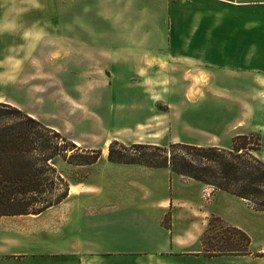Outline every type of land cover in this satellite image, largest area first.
I'll list each match as a JSON object with an SVG mask.
<instances>
[{"label": "crops", "instance_id": "0c3cea01", "mask_svg": "<svg viewBox=\"0 0 264 264\" xmlns=\"http://www.w3.org/2000/svg\"><path fill=\"white\" fill-rule=\"evenodd\" d=\"M123 1L127 3L125 8L128 11L125 20H130L124 31L109 21L107 26H101L92 11L84 16L77 11L70 15L61 12L59 24L53 25L55 22L51 20V13L17 0V6L29 8L19 19L23 27L37 24L43 29V34L58 33L61 38L58 57L52 52L55 47H52L50 37L37 38L35 42L19 39L17 44L21 50L37 53H33L31 58L15 57V61H22V66L39 65L41 62L58 63L60 66L89 65L92 68L82 76L84 82L74 85L76 98H81L84 91L87 95H96L102 88L99 84L84 87L87 82L105 83L113 90V95L119 97L123 92L126 95L127 92H134L131 83L136 81L143 89V96L153 97L158 86L172 92L167 83L191 81L196 71H200L214 85L221 83L214 90L206 89L205 96L251 97L252 132L261 140L256 157L264 162V0ZM11 6L6 0H0V17ZM23 27L14 34L22 35ZM127 31L160 35L161 41L155 44L142 41L125 44L119 49L108 42L107 48L101 47L100 34ZM5 34L9 33L0 34V103L20 109L18 102L4 100ZM68 35L75 37L69 38ZM91 37L97 38L98 42H92ZM105 49H117L121 53H107L105 63L100 52ZM103 67L106 70H102ZM74 80L77 82L76 77ZM228 81H234L236 86L229 87L226 84ZM247 82L250 84L246 88L241 86ZM191 88L189 86L182 95L187 106L190 105L189 99L196 97L195 90ZM126 97L121 96L120 101L125 103ZM113 106L119 109L122 105L115 102ZM188 112H192L189 107ZM138 171L143 177L132 176L131 180L120 185L121 191L123 187L124 193H127L126 200L144 203L141 206L144 210L134 215V223L139 224V229H131L124 236L114 235L110 231L114 221L99 222L97 214L91 213L83 216L82 205L85 202L76 206L80 220L74 218L75 214L70 221L64 218V223L61 218H44L72 200L94 194V188L79 182L70 188L69 196L63 203L39 216L0 217V264H184L191 260L203 264L226 261L236 264L248 259L249 256L206 258L202 254V238L211 215L249 234L245 227L230 220L223 212V207L231 205L237 208L239 203L253 214L245 201L217 191L210 196L208 205H203L201 196L207 185L193 180L184 181L187 179L167 169ZM163 190L169 191L168 196L156 198L155 194H151ZM149 209L155 210L149 212L157 216H150L147 213ZM167 215H171V221L165 228L163 222ZM101 227L107 228L108 232H102Z\"/></svg>", "mask_w": 264, "mask_h": 264}, {"label": "rangeland", "instance_id": "374dc122", "mask_svg": "<svg viewBox=\"0 0 264 264\" xmlns=\"http://www.w3.org/2000/svg\"><path fill=\"white\" fill-rule=\"evenodd\" d=\"M38 3L40 7L36 8L37 10L51 13L53 16L51 20L55 22L53 25L59 24L61 12L70 15L75 11L80 16L92 11L97 15L101 26H107L109 21L119 27L117 29L123 31L124 26L130 23L129 19L125 20V14L128 11L125 8L127 3L125 4L123 0H38ZM4 36L5 87L3 95L5 102L7 99L18 102L20 110L33 116L44 125L54 128L65 139L75 143L81 149L76 152V156L89 157L84 151L101 153L98 162L91 166L75 167L64 161H58V172L61 173L70 188L79 182H84L95 191L91 196L72 200L68 205L47 214L44 218L51 220L61 218L64 223V218L70 221L72 215L75 214L74 218L80 220L77 203L85 202L82 205L83 216L91 213L97 214L96 218L99 222L114 221V225L110 227L112 228L110 231L114 232V235L124 236L127 231L140 228L139 224L134 223V215L137 211L144 210V207H141L144 206V203L140 201L130 203L126 200L127 193H124L123 187L121 191L120 183L131 180L132 176L141 177L142 173L138 170L142 169L145 172L146 168L110 163L108 148L113 141H118L125 146L131 145L130 142L162 147H168L173 143H184L199 147L229 149L232 147L234 138L240 135L252 136L254 139L260 140V137L252 132L251 97L233 99L222 96H205L206 89L213 88L214 90L221 83L214 85L205 79L204 74L200 71H196L195 77L190 78L191 81L167 83V88H171L172 92L164 91L158 86L153 97L143 96V89L136 81L131 83L134 92L127 90L130 91L127 92V95L124 92L121 93V96H127L125 103L120 101L121 96L113 95V90L107 84H100V82H87L84 86L88 88L93 84H99L102 88L96 95H87V91H84L81 98H76L73 92L74 85L82 84L84 82L82 76L87 74L92 67L89 65L84 67L80 65L60 66L58 63L43 64L41 62L39 65L24 64L18 71L15 57L31 58L32 54H36L37 51L21 50L17 43H19V39L22 40V35L5 34ZM68 36L69 38L75 37V35ZM43 37H50V43L53 48L55 47L52 52H55V57H58L61 35L52 33L43 34ZM92 37V42H98L97 38ZM99 37L101 47L107 48L110 44L116 45L117 49L125 44L141 41L152 44L161 41L160 35L136 34L129 33V31L117 32L112 35L100 34ZM117 49L101 50V56H104L103 62L104 60L105 63L107 62V53H121ZM9 58L12 61H9ZM102 70H106V68L103 67ZM75 77L77 82L74 80ZM127 84L125 83V85ZM226 84L232 88L236 86L234 81H228ZM249 84L250 82H247L241 86L246 88ZM189 86L195 90L196 97L190 98V105L187 106V101L182 95ZM115 102L122 106L119 109L114 107L113 103ZM188 107L192 112H188ZM244 112L248 114L244 115ZM188 121L189 123H187ZM250 142L253 143L254 140L248 143ZM72 154L70 153V155ZM253 154L257 156V152ZM161 180L165 183L162 177ZM188 180L190 179L184 181ZM217 191L219 190L206 186L201 196L203 205H208L210 196ZM168 192L163 190L151 194H155L157 198L163 195L168 196ZM247 205L253 214L247 212L246 208L243 206L242 208L239 203H237V208L231 205L223 207L224 214L233 222L245 227L249 234L244 232L251 239L248 259L236 264H264V212L257 211L248 203ZM149 211L154 212L155 210H147V213L150 214ZM150 216H157V214L151 213ZM213 217L219 218L213 215L209 216L207 229L209 221ZM170 221L171 215H167L163 222L165 228L170 224ZM222 221L227 224L224 220ZM177 228L178 226H176ZM101 229L102 232H108L107 228L101 227ZM204 253L203 248V256ZM184 264L203 263L191 260ZM208 264H230V262Z\"/></svg>", "mask_w": 264, "mask_h": 264}, {"label": "trees", "instance_id": "16d2710c", "mask_svg": "<svg viewBox=\"0 0 264 264\" xmlns=\"http://www.w3.org/2000/svg\"><path fill=\"white\" fill-rule=\"evenodd\" d=\"M255 140L252 136H237L229 149L183 143L168 147L125 146L113 141L108 148V161L167 169L264 212V162L253 154L261 146L260 140ZM79 151L76 144L56 130L11 104L0 103V217L39 216L63 203L70 186L58 172V161L85 167L101 158L98 151H84L89 157H78L75 154ZM202 245L206 258L243 257L249 256L251 239L244 231L213 217Z\"/></svg>", "mask_w": 264, "mask_h": 264}, {"label": "clouds", "instance_id": "9594fccd", "mask_svg": "<svg viewBox=\"0 0 264 264\" xmlns=\"http://www.w3.org/2000/svg\"><path fill=\"white\" fill-rule=\"evenodd\" d=\"M21 2L33 8L40 7L38 0H21ZM6 3H10L12 6L5 11L3 17H0V34H14L23 27L19 23V19L29 11V8L17 6V0H6ZM22 36L25 41L29 42H35L37 37L42 40L44 38L43 29L39 28L37 24H33L31 27H23ZM9 61H12L11 58H9ZM22 64V61L17 62L18 71L22 68Z\"/></svg>", "mask_w": 264, "mask_h": 264}]
</instances>
